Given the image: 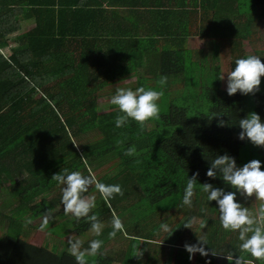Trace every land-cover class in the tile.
<instances>
[{"label":"trees","instance_id":"16d2710c","mask_svg":"<svg viewBox=\"0 0 264 264\" xmlns=\"http://www.w3.org/2000/svg\"><path fill=\"white\" fill-rule=\"evenodd\" d=\"M263 15L264 0H0V264H77L69 244L61 248L70 236L82 241L81 250L91 240L103 241L87 264H190L184 241L198 239L226 264L227 257L264 264L241 250L238 231L221 226L216 201L202 190L210 183L237 192L241 204V194L219 173L206 175L218 155L227 153L238 167L258 158L264 171V146L239 139L240 119L255 112L264 122V92L229 96L220 66L206 76L204 56L197 60L187 49L194 38L229 41L241 55L234 70L245 58V42L259 39ZM253 46L264 63V50ZM214 51L209 57L216 65ZM128 77L140 80L133 91H163L158 118L143 130L131 118L116 127L122 113L111 99L102 100L107 87ZM160 78L168 89L158 88ZM178 82L182 87L172 88ZM133 145L138 154L124 155ZM63 169L121 186L123 195L107 202L94 186L87 193L96 203L90 215L103 224L99 236L86 218L64 213L63 185L51 179ZM196 172L191 206L184 205L188 178ZM164 202L171 205L159 209ZM210 208L217 209L216 218ZM47 210L55 219L41 231ZM113 214L124 227L110 237ZM172 214L186 218L163 240L154 238ZM197 218L205 223V238L192 242L184 225ZM38 233L41 245L33 243ZM124 238L126 247L108 246ZM144 248L146 259H136Z\"/></svg>","mask_w":264,"mask_h":264},{"label":"clouds","instance_id":"9594fccd","mask_svg":"<svg viewBox=\"0 0 264 264\" xmlns=\"http://www.w3.org/2000/svg\"><path fill=\"white\" fill-rule=\"evenodd\" d=\"M264 76V63L259 56L249 55L246 58L237 59L235 68L227 73V94L229 96L236 94H254L259 91L261 77ZM224 80V75H221ZM166 78H162L160 84L163 85ZM163 96V91H155L144 87H139L135 91L131 89L118 88L114 96L111 97V104L118 107L122 115L115 118L116 127L124 126L129 118L137 121L143 130L145 122L151 118H158L159 107L157 101ZM223 120L219 126H223ZM239 133L240 140H249L255 146H264V122H261L260 116L255 113H249L246 118L240 119ZM135 146H130L124 152L126 156L137 155ZM220 174L226 184L231 185L242 196L252 197L264 202V171L261 170V162L252 160L242 167H238L235 158L227 153L216 156L211 162L206 175L215 179ZM199 172L188 178L187 186L184 191V205L191 206L194 195V187L197 183ZM58 184L63 185L61 203L64 213L72 214L77 220L86 218L91 225V231L97 236L101 234L103 224L95 214L90 215L95 208V196L88 195L89 189L95 187L104 201H109L115 194L123 195L122 188L118 184H104L97 181L92 174L82 175L79 171L69 172L68 169L54 174L51 178ZM203 192L207 193L208 201H216L219 209V219L221 226L225 230L238 231L240 248L242 251L250 253L252 257L258 260H264V203H261L258 213L253 216L247 207L242 206L236 201L237 192H226L223 188L214 187L210 183L202 184ZM55 217L51 210H47L42 218L40 225L41 231L47 228ZM31 223V220L28 221ZM191 221L184 225L190 228ZM121 219L113 214L112 228L110 237H115L118 231H123ZM163 230H169L166 224H162ZM69 252L75 257L77 264H87L86 256H95L101 248L103 241L94 239L90 241L87 249L81 250L82 241L68 238ZM202 239H198L196 244H185V250L189 253V259H192L196 253L207 256ZM231 264H246L243 257H227Z\"/></svg>","mask_w":264,"mask_h":264},{"label":"rangeland","instance_id":"374dc122","mask_svg":"<svg viewBox=\"0 0 264 264\" xmlns=\"http://www.w3.org/2000/svg\"><path fill=\"white\" fill-rule=\"evenodd\" d=\"M245 7H248V4H246ZM255 7H252V10ZM258 13H261L263 10L258 9L257 10ZM261 11V12H260ZM245 17H242V19H244ZM259 28L257 30V36L260 35L259 39L256 40V38H250L251 42H245V46H242V55L245 56V58L249 55H256V52L254 50V46L253 43L257 44V48L260 50H264V15L261 16V18L259 19ZM255 40V41H254ZM253 41V42H252ZM187 49L194 51L196 56H198V58H196L197 60H199L201 58V56H204L205 58V66L203 68H205V75L209 76L211 74V72H215V70H217L218 66H220L221 71L223 72L222 75L225 76V86L227 87V73L231 71L232 69V62L236 57H240V53L237 51H234L232 44L229 41H224V40H220L218 38H214V39H207V40H203L201 38H194V39H189L187 42ZM219 51V58L216 61V65L215 63L210 59L209 54L212 51ZM214 51V53L216 52ZM210 59V61H209ZM262 62V61H261ZM201 63V62H199ZM162 78H160L158 80V88L160 90L163 89H168L167 85L164 83L163 85L160 84ZM143 80H141L142 82ZM140 80L138 79V77H128L127 79H125L124 81H116L112 86L107 87V89L104 91L105 95L104 97H102V100H109L111 99L112 96H109V93H116V90L118 88H124V89H135L138 84H139ZM172 88H180L182 87V83L178 82L175 84H172ZM258 92H264V76L261 77V84L259 86V91ZM251 100V99H250ZM89 140V139H88ZM92 140V139H91ZM248 160V159H247ZM258 160V158H257ZM260 161V160H259ZM115 162V160L113 161ZM261 162V161H260ZM111 163H108L104 166H107ZM242 164H245V162H243ZM104 168L99 169L98 171H96L94 174H98L99 172H101ZM261 170H262V165H261ZM241 200V204L244 207H247L249 209V211L252 213L253 216H256L259 210V207L261 205V201L257 200L255 198V196L253 195L252 197H246V196H242L240 197ZM202 202L205 204V201L202 200ZM171 205V202H164L159 204L157 207L160 208L159 209H166L168 207V205ZM202 207V206H201ZM173 209V207H172ZM208 212L210 213V215L213 218H216L218 215L217 209H208ZM185 216L182 215H177V214H172V216L169 217V219L167 220V222L165 223L168 226V229L170 230L171 227H173L174 225H177L178 223H181L182 221L185 220ZM127 222V220H125ZM129 221V219H128ZM204 221L201 218H197L194 221L191 222L190 224V228L188 229V231L186 232L187 234H192V236L190 237V239H194L197 235H199L201 238H205L204 236V232H201L204 230ZM198 227V232H192L194 231L195 228ZM169 230H163L162 228H156L154 230V232L152 233V236L156 239H160L163 240L167 234V232ZM190 230V231H189ZM132 231V230H131ZM201 232V233H200ZM142 235H147L148 231H144V229L141 231ZM43 239H44V235L41 233H38L37 236H34L33 238V243L39 244L41 245L43 243ZM192 242L195 241L191 240ZM127 238L125 239H121L119 241H115L112 242L111 244H109L108 246H111L115 249L121 248V247H126L127 246ZM185 244H191L189 243L188 240L184 241ZM64 243H68V240L65 239L63 240V243L61 244V248L63 246ZM205 247V246H204ZM159 248L156 247V249L153 250H158ZM149 249L148 248H144L141 251H138L136 253H134L136 259H141L142 261H144L147 257V253H148ZM140 256V257H139ZM168 256V253H166V255L162 256V260H164L166 257ZM198 256H196L194 263L192 264H198L197 262ZM207 259V258H206ZM197 262V263H196ZM131 263H135V258H132V262ZM200 264V262H199ZM207 264V263H204ZM246 264H251L250 262H246Z\"/></svg>","mask_w":264,"mask_h":264},{"label":"crops","instance_id":"0c3cea01","mask_svg":"<svg viewBox=\"0 0 264 264\" xmlns=\"http://www.w3.org/2000/svg\"><path fill=\"white\" fill-rule=\"evenodd\" d=\"M180 244H182L180 242ZM179 247H183V246H179ZM209 254L207 256H202L200 255V253H196L192 259H190V264L194 263L196 256H198L197 262L199 264H226L225 258H223V256L221 255H217V254H212L210 252H208ZM207 258V259H206ZM196 262V263H197Z\"/></svg>","mask_w":264,"mask_h":264}]
</instances>
